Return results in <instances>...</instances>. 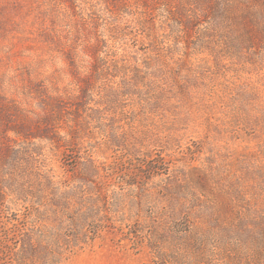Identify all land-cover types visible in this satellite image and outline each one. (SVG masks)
Masks as SVG:
<instances>
[{
	"label": "rangeland",
	"instance_id": "374dc122",
	"mask_svg": "<svg viewBox=\"0 0 264 264\" xmlns=\"http://www.w3.org/2000/svg\"><path fill=\"white\" fill-rule=\"evenodd\" d=\"M115 1L0 0V146L6 145L4 134L14 138L13 132L6 131L16 130L24 119L39 129L44 127V119L52 116L48 123L53 131L65 135L61 129L70 125L68 114L86 87L83 77L89 73L96 38L109 39L102 27L95 26L96 20L99 25L105 21L130 33L140 31L137 22L144 18V25H154L155 36L164 38L166 45H176L175 58L182 52L191 53L192 76L205 94L197 109L182 107L176 116L168 112L167 118L152 115L143 121L136 118V122L124 116L113 124L94 125L93 138L82 144H92L94 158L103 163L99 175L104 185L100 195L94 196L93 209L95 219L105 228L81 248L64 252L59 264H264L261 230L256 226L241 228L238 222L237 228L214 227L203 240L196 262L192 253L182 254L179 238L157 214L159 197H153L152 188L160 180L151 178L142 184L146 179L139 172L151 158L163 156L169 170L189 179V189L183 193L190 199L196 189L206 185L200 175L220 168L235 191L234 197L244 200L242 214L249 215L253 209L264 213V68L248 63L244 51L228 50L220 58V73L224 74H215L212 60L207 61L195 45L193 37L200 29L176 25L181 17L179 4L185 0H125L132 13L116 16L111 14L120 7ZM241 3L242 10L249 8L250 12L258 9L261 1ZM139 37L136 41L132 36L108 40L99 57L119 59L132 53L141 59L147 44L143 46ZM137 61L140 64L141 60ZM124 103L127 117L131 112L138 114L133 101L126 97ZM29 144L32 160L20 166L8 161L2 169L4 179L11 176L15 182L2 187L6 196L0 199V241L8 239L9 246L14 245L24 214L32 213L40 203L38 190L17 189L20 173L26 172L29 181H38L39 175L49 172L54 180L75 185L71 173L64 172L67 167L60 152L51 151L45 141ZM248 153L257 155V161L242 160ZM226 161L234 166L225 169ZM83 207L84 211L89 206ZM161 251L167 254V262L156 258Z\"/></svg>",
	"mask_w": 264,
	"mask_h": 264
},
{
	"label": "trees",
	"instance_id": "16d2710c",
	"mask_svg": "<svg viewBox=\"0 0 264 264\" xmlns=\"http://www.w3.org/2000/svg\"><path fill=\"white\" fill-rule=\"evenodd\" d=\"M231 1L185 0L179 4L178 13L181 17L176 25L180 29H200L193 37L195 45L199 53L206 55L207 61L212 60L210 65L215 69V74L220 73V58L228 50L238 54L244 51L250 59L247 62L262 70L264 0H259L260 7L250 12L249 8L242 10L243 0ZM115 2L120 7L112 15L128 14V11L132 13L125 0ZM143 19L137 22L140 31L133 29L130 33L105 21L99 25L96 20L95 26L102 27L108 34V40L115 42L119 38L132 36L136 41L141 36L139 38L143 46H147L142 51L141 59L132 53L130 57L122 56L119 59L112 55L99 57L100 49L108 44V40L99 36L96 38V55L92 57L88 75L83 77L86 87L73 105V114H68L67 122L70 125L61 129L65 130V135L53 131L51 123H48L52 116L44 119L42 128L33 129L35 123L24 119L16 130L6 131L13 132L14 138L4 134L6 145L0 146V199L6 196L2 187L10 182L15 185L11 176L4 179L3 167L8 161H15L20 166L32 160L27 151H32L29 143L33 140L45 141L51 151L61 153L63 166L67 167L64 172L66 175L71 173L75 185L69 187L64 182L54 180L55 177L49 172L39 175L38 181H29L26 172L18 175L17 189L38 190L40 203L32 213L28 211V214H24L13 246H9L8 239L0 241V264H59L64 252L81 248L87 244L86 240L96 236L102 227L105 228L102 221L95 219L93 209L94 196L100 195L104 185L99 175L103 163L94 158L96 151L92 144L86 147L82 144L84 139L93 138L94 125L113 124L118 117L124 116L127 121L135 122L137 119L147 120L152 115L167 118L168 112L176 116L180 108L197 109L205 101V94L199 89L202 85L196 84L198 79L192 76L191 53L182 52L181 57L175 58L173 48L176 45H166L164 38L155 36L154 25H144ZM137 60H141L140 64ZM183 72L186 75L183 76ZM126 97L133 101L132 107L136 106L138 114H133L131 111L134 110L131 109L127 117L124 106ZM131 129L134 130V127L131 126ZM79 140L81 142L76 143ZM75 147H81V150ZM251 159L257 161V155L248 153L242 160ZM225 165V169L234 166L231 161H226ZM259 165L263 169V164ZM143 166L139 172L146 182L142 184H148L151 178L160 180L152 188L153 197L158 196L160 199L156 198L159 218L179 238L182 254H193L192 261L198 260V254L204 247L203 240L214 227L237 228L235 223L238 222L244 229L256 226L261 230L260 234L264 235V213L253 209L249 215L242 214L240 204L244 200L234 197L235 191L220 168H215L209 175H200L206 181L204 189H196L198 192L187 199L183 192L189 189V179L183 178L176 170H169V162L163 156L157 154ZM137 184L143 186L140 182ZM87 205L89 207L83 211V206ZM203 226L208 228L204 229ZM157 254L156 258H161L158 260L167 262L164 251ZM171 260L174 262L175 258Z\"/></svg>",
	"mask_w": 264,
	"mask_h": 264
}]
</instances>
